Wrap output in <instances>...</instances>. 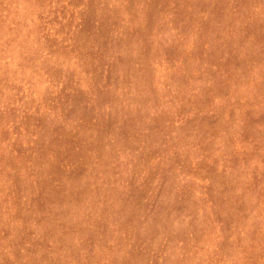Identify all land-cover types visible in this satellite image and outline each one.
I'll list each match as a JSON object with an SVG mask.
<instances>
[{
    "label": "rangeland",
    "instance_id": "obj_1",
    "mask_svg": "<svg viewBox=\"0 0 264 264\" xmlns=\"http://www.w3.org/2000/svg\"><path fill=\"white\" fill-rule=\"evenodd\" d=\"M0 264H264V0H0Z\"/></svg>",
    "mask_w": 264,
    "mask_h": 264
}]
</instances>
